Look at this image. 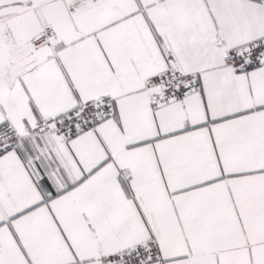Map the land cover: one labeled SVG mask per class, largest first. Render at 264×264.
Returning a JSON list of instances; mask_svg holds the SVG:
<instances>
[{"label":"snow or ice","instance_id":"snow-or-ice-1","mask_svg":"<svg viewBox=\"0 0 264 264\" xmlns=\"http://www.w3.org/2000/svg\"><path fill=\"white\" fill-rule=\"evenodd\" d=\"M0 264H264V0H0Z\"/></svg>","mask_w":264,"mask_h":264}]
</instances>
